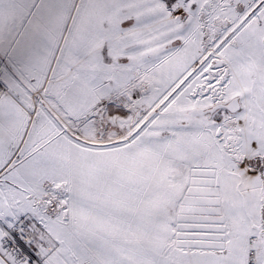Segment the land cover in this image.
<instances>
[{
    "label": "snow or ice",
    "instance_id": "6c2138e0",
    "mask_svg": "<svg viewBox=\"0 0 264 264\" xmlns=\"http://www.w3.org/2000/svg\"><path fill=\"white\" fill-rule=\"evenodd\" d=\"M0 264H264V0H0Z\"/></svg>",
    "mask_w": 264,
    "mask_h": 264
}]
</instances>
